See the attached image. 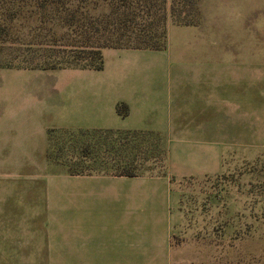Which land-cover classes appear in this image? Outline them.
I'll return each mask as SVG.
<instances>
[{"label": "crops", "instance_id": "0c3cea01", "mask_svg": "<svg viewBox=\"0 0 264 264\" xmlns=\"http://www.w3.org/2000/svg\"><path fill=\"white\" fill-rule=\"evenodd\" d=\"M262 3L199 0L195 25L168 20L165 50L106 48L99 71L0 68L54 73L37 91L36 136L29 133L34 102L0 101V155L47 150L50 131L146 132L164 145L161 170L152 174L63 170L57 196L48 185L44 215L4 220L0 198V264H225L207 241L172 250L173 211L184 190L221 176L228 157L250 156L228 142L258 135L264 70L255 19ZM159 53L169 55L171 68L147 63ZM117 104L127 106L126 117L116 114Z\"/></svg>", "mask_w": 264, "mask_h": 264}, {"label": "rangeland", "instance_id": "374dc122", "mask_svg": "<svg viewBox=\"0 0 264 264\" xmlns=\"http://www.w3.org/2000/svg\"><path fill=\"white\" fill-rule=\"evenodd\" d=\"M78 4L76 1L69 9L75 11L79 23L82 14L90 16L106 9L105 4L97 1ZM264 2V0H260ZM97 4V5H96ZM10 5L5 4L1 10ZM10 8L18 9L17 17L7 22L12 34L16 33L23 41L44 40L53 42L63 32L56 16L50 14L55 8L47 7L43 13L36 7L35 0L17 2ZM198 11V6H197ZM63 15V14H61ZM43 17V19H42ZM2 18V16H0ZM53 22L50 19H53ZM257 53L260 70H264V4L259 7L257 17ZM40 21V22H39ZM197 21V13H196ZM82 38L73 35L57 39L58 45L79 44ZM235 45L228 46V53ZM147 63L153 67L171 68L165 55H152ZM169 60V61H168ZM168 62V63H167ZM161 63V64H160ZM164 63V64H163ZM0 101L9 104H32L34 126L29 133L38 134L40 120L37 110L38 88L53 83L54 73L29 72L13 73L0 71ZM28 87L27 89H25ZM34 87L35 89H33ZM260 124L257 138L243 136L240 140L229 141L237 152L245 153L228 157L224 173L208 181V185L199 189L184 190L180 196L178 208L173 211L170 246L181 251L183 246L195 243L209 244L212 254L219 256L225 264H264V88L258 91ZM12 115L4 116L11 119ZM16 117L18 119L19 115ZM15 117V118H16ZM245 138V139H243ZM247 139V140H246ZM132 142L135 150L129 148ZM90 145V154L86 146ZM127 144V148L126 145ZM112 145V146H111ZM49 149H40L25 156L0 155V198L3 201L4 220L31 219L32 215L45 214L44 201L48 197L51 185L53 196H57L58 174L63 170L72 173L80 171H105L115 173L117 165L131 162L134 173L138 175L160 172L162 167L163 142L158 136L148 133L118 136L106 131L56 132L51 135ZM113 148L115 151L113 152ZM57 210V206L53 211ZM18 218V219H17ZM16 225V223H15ZM22 229L26 224L18 221ZM13 228H16L13 227ZM204 228V235L202 229ZM207 230H210L208 234ZM206 244V245H207Z\"/></svg>", "mask_w": 264, "mask_h": 264}, {"label": "trees", "instance_id": "16d2710c", "mask_svg": "<svg viewBox=\"0 0 264 264\" xmlns=\"http://www.w3.org/2000/svg\"><path fill=\"white\" fill-rule=\"evenodd\" d=\"M25 0H0V68L16 70H94L102 69V50L106 48L126 50L163 51L166 48L167 22L177 26L196 24L197 4L199 0H94L105 4L106 9L95 15L87 12L82 15V22L77 20L75 11L69 7L75 1L83 6L92 0H35L36 7L43 13L47 7L55 8L50 14H58L57 21L62 34L53 42L39 40L22 41L13 33L7 22H12L19 11L10 8ZM27 1V0H26ZM10 5L1 10L4 5ZM97 5V4H96ZM63 14V15H61ZM50 19L52 22L54 19ZM43 19V17H42ZM40 22V21H39ZM54 23V22H53ZM82 38L79 44L58 45L57 39L72 37ZM115 112L120 118L128 114L125 104H117ZM53 132L48 133L50 141ZM118 136L136 135L140 132H111ZM149 134V133H148ZM150 136L157 137L154 134ZM129 148L136 149L132 142ZM112 146V145H111ZM127 148V144L125 145ZM115 151V148L112 150ZM90 154V146L86 153ZM115 175L124 177L139 176L134 173L132 163H119ZM85 170L70 174H83Z\"/></svg>", "mask_w": 264, "mask_h": 264}]
</instances>
